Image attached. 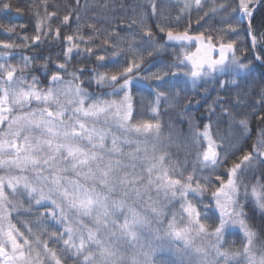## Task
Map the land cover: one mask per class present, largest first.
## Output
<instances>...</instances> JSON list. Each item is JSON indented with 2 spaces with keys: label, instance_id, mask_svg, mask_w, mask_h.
Here are the masks:
<instances>
[{
  "label": "snow or ice",
  "instance_id": "snow-or-ice-1",
  "mask_svg": "<svg viewBox=\"0 0 264 264\" xmlns=\"http://www.w3.org/2000/svg\"><path fill=\"white\" fill-rule=\"evenodd\" d=\"M235 2V10L250 19L255 0ZM76 3V11H79V0ZM194 4L200 7L201 0H194ZM11 7L7 2L0 4L3 9ZM191 7L192 3H185L184 10ZM217 7L223 8V5ZM231 7L229 3L224 11ZM16 10L23 11L19 7ZM42 11L43 16L39 11L34 13L36 24L31 36L17 34L13 39L9 34L16 33L17 27L8 24L5 26V39L0 40V170H3L0 174V264H264V247L257 251V233L249 226V217L245 213V205L248 204L258 209L264 218V169L255 183L241 180L248 170H252L255 179L252 166L264 156V134L255 146L257 150L244 152L240 149L242 154L233 160L228 171L220 172L218 169L230 159L228 149H221L216 138L219 134L214 136L212 125H206L194 139L206 141L201 145L204 150L197 160L210 171L201 177L196 175L197 169L185 175L175 166L169 167L166 160L168 152L160 139L159 117H155L156 123L130 122L133 81L139 78L163 81L171 68L178 67L166 66V70L139 76L145 59L163 47L155 42L153 29L147 21L140 19L143 44L138 46L129 43L122 48L121 40L124 38L106 29L103 43L111 41L114 47L111 52L101 54L94 51L90 43L97 35L94 28L87 37L79 31L62 36L60 25H68L72 17L65 14L53 28L52 17L57 13L49 12L46 3ZM151 12L157 17L159 32L165 33L168 41L181 42V47L185 46V41L203 43V33L193 37L187 30L175 32L179 19L175 25L165 23L155 3L151 5ZM76 19L79 21V16ZM234 19L223 21L228 29H222V35L217 37L220 41L219 59L205 61L196 54H184V60L191 62L188 74L194 80L215 72L231 73L234 76L226 83L239 89L240 84L235 77L250 74V65L236 55L238 51L243 53V48L237 49L234 39H223L229 31L236 32ZM248 31L251 32L250 26ZM49 36L57 41H66L65 62L58 63L55 71L49 72L50 84L44 89L36 76H32L29 83L22 74L35 58L26 57L22 65L17 66L11 62L10 56L15 48L31 46L29 40L39 47ZM258 38L264 42V34L252 36L253 47ZM207 39L212 40L213 37L208 36ZM82 46L83 52L94 56L101 62L99 67L105 69L103 73L96 71L95 83L100 88L112 89V92L102 96L89 94L81 87L82 70L79 75L70 73L72 80L63 78L68 74L67 61L74 52L80 55ZM255 59L264 64V52L256 55ZM44 68L47 70V64ZM18 70L19 76L16 75ZM253 87L260 89L256 93L260 102L258 105L253 103L252 107L258 108L255 115L264 123V84L250 82L243 89V94L238 93V100L245 101L249 88ZM113 96L120 99H112ZM164 96L165 91L157 93L156 105L152 109L154 113ZM33 101L36 102L35 108L31 106ZM69 104L72 106L70 110ZM24 108L28 110L22 111ZM69 111L71 114L66 115ZM221 111L227 112L226 119H234L231 107ZM108 115L118 116L116 123L125 130L122 142L119 136H111L110 147H106L109 133L90 123ZM239 123L245 131L248 130L246 119ZM130 133L145 139L137 140L130 137ZM122 144H134L135 147L125 152ZM125 159L140 162L144 172H136V163L126 164ZM128 168L133 171H127ZM69 173L76 178H70ZM152 189H155L157 197L163 194L166 198L175 199L179 194L181 219L186 223H178L173 214L165 226V212L159 201L153 199ZM208 192L211 199L205 202L203 197ZM142 202L147 204L143 213L136 207L143 206ZM211 208L220 212L215 219L205 211ZM149 211L154 215L149 216ZM13 213L17 215L13 217ZM21 216L26 219L21 220ZM82 217H89L92 227ZM154 222L159 226L153 227ZM51 224L59 227L52 228ZM209 224L212 225L211 230ZM237 225L243 230L246 240L239 252H232L224 238L229 229ZM261 231H264V222ZM194 236L213 239L211 250L214 254L211 258L205 247L193 243ZM164 251L172 253L174 259H159L158 253ZM237 256L243 259H237Z\"/></svg>",
  "mask_w": 264,
  "mask_h": 264
},
{
  "label": "trees",
  "instance_id": "trees-1",
  "mask_svg": "<svg viewBox=\"0 0 264 264\" xmlns=\"http://www.w3.org/2000/svg\"><path fill=\"white\" fill-rule=\"evenodd\" d=\"M4 2L11 4L12 7L10 9L0 8V40L5 39V26L8 24L17 27L16 33L9 34L13 39H15L17 34L31 36L34 33L36 24L34 13L39 11L40 15L43 16L42 9L46 3L49 12L55 11L57 13L55 17H52L53 28L58 25L59 20L65 14H69L72 17L68 25H60L62 36L79 31V33L87 37L93 32L94 28L97 35L90 43L93 44L94 51L101 54H104L105 51L111 52L114 47L111 41L103 43V33L106 29L108 32H115L124 38L121 40L122 48L127 47L129 43L136 46L143 44L140 19H145L147 24L153 29L155 42L163 47L162 50L154 52L151 57L145 59L139 76L146 77L151 73L166 70V66L178 65V67L171 68V71L165 76L163 81L145 78L133 81L130 90L132 104V120L130 122L156 123L155 117H159L160 139L168 152L166 160H168L169 167L175 166L179 171L184 172L185 175L191 173L193 169H197L196 175L201 177L210 171L209 168H204L197 160V156L204 150L201 145L206 144V141L203 138L200 141L194 139V136L203 132L204 127L209 124L212 125L211 131L214 136L216 133L219 134L216 137L217 143L220 144L221 149H228L230 157L225 166L219 168L218 171L227 172L232 166L233 160L242 154L240 149H243L244 152L257 150L255 146L261 139L262 134H264V123L256 117L255 113L258 108H253L252 104H259V96L256 93L260 89L258 87L249 88L248 98L245 101L238 100V93L243 94V89L248 87L252 81L256 85L264 84V66L260 65L254 57L249 41L247 24L242 21L241 13L235 10V0H201L200 7L195 6L194 0H79V11H76V0H0V4ZM152 3L157 5L158 14L162 13L160 18L165 23L175 25L177 19H179V26L174 28L175 32L187 30L191 35L203 33L206 38L212 36L213 39L211 41L215 46L220 44L217 37L222 35L221 30L228 29V25L224 24L223 21L235 18L233 23L236 25V32L232 33L229 31L228 34L223 35V39L226 41L234 39L236 48H243V53L238 51L236 55L250 65V74H241L235 77L240 84V88L237 89L235 85L226 83L233 78L234 74L231 73L215 72L194 80L188 74L190 68L185 63L184 54H191L195 50V46L167 45L165 43L166 35L159 32L157 17L152 15ZM185 3H192V7L187 11L184 10ZM229 3L232 4V7L225 12L224 8H227ZM256 3L257 0H255L253 6ZM221 4L223 8L217 7ZM33 5H35V8H33ZM17 7L23 9V11L18 12L16 10ZM77 16H79V21L76 19ZM247 19L253 35L259 37L260 34H264V0L252 14V17ZM110 23L111 27H109ZM21 25H27V27H20ZM28 43L31 46L15 48L11 53L10 60L14 65L20 66L24 58H35L30 62L29 67L24 69L22 74L28 78L29 83L31 82V77L36 76L44 89H46L50 84L49 72L55 71L58 63L65 62L64 48L66 47V41L63 39L57 41L49 36L39 47L32 45L31 40ZM262 44L264 42L258 38L255 45V52L258 55L264 52ZM121 55H123V52ZM182 60L184 61L183 63H181ZM100 63L95 60L94 56L86 55L82 46L80 55H76L74 52L71 59L67 61L68 74H64L63 78L72 80L70 73L76 72L79 75L82 70L81 80L83 82L81 87L89 94L102 96L104 93H110L112 89L107 87L100 88L95 83L96 71L101 73L105 71L104 68L99 67ZM45 64H47V70L44 68ZM16 75H21L19 70ZM159 91H165V96L160 98L158 111L154 113L152 109L156 105V96ZM111 98L120 99L115 96ZM31 106L35 108L36 102L33 101ZM67 107L70 110L72 106L69 104ZM227 107L232 109V116L234 117L232 120L225 118L227 116L226 111H221L222 108ZM27 110V108L22 109V111ZM70 114V111L66 112V115ZM242 119H246L248 122L247 131L239 123ZM116 120H118V116L108 115L106 118L101 116L98 120L90 122L95 127L102 128L109 133L106 147L111 146L112 135L119 136L121 142L123 141L125 130L119 127ZM128 135L141 141L145 139L144 136H139L136 133ZM220 137L223 139L221 140ZM122 147L127 152L129 148H134L135 145L122 144ZM221 155H223V152H221ZM124 162L126 164L136 163L137 166L134 170L136 172H144L140 162L126 159ZM252 167L255 170V179H253L252 170H248L245 176L241 177L244 183L249 181L255 183L256 180L260 179V171L264 169V162L261 157L256 160ZM127 171H133V169L128 168ZM0 174H3V170H0ZM25 174L34 175V173ZM68 175L70 178H76L72 173ZM151 195L154 200L159 201L160 207L165 212V226L173 214L176 215L178 223H186V221L181 219L179 194H177L175 199L166 198L163 194L157 197L155 189H152ZM210 199V192L205 193L203 200L208 202ZM145 201H147L146 197ZM142 205H137L136 207L137 211L143 213L147 210V204L142 202ZM25 207H27V204H25ZM200 207L203 208V205H200ZM205 211L213 219L220 215L219 210L216 208L205 209ZM245 213L249 217L247 221L249 226L257 233L256 248L259 251L261 247H264V231H261V224L264 222V218H262L258 209H253L248 204L245 205ZM16 215V213H13V217ZM148 215L152 216L154 214L149 211ZM183 215L186 216V213H183ZM24 219L26 217L21 216V220ZM82 219L89 227H92L89 217H82ZM13 222L15 223L16 221L14 220ZM17 226L19 227V224ZM50 226L52 228L59 227L55 224ZM158 226L155 222L153 223V227ZM211 227L212 225L209 224L210 230ZM146 235L147 233H145ZM199 237L193 243L197 246L205 247L211 258L214 254L211 250L213 239ZM44 238L47 239L46 236ZM224 239L228 250L232 252H239L246 240L243 230L238 225L231 227ZM49 245L52 246L51 241H49ZM61 246L57 245V247ZM158 258L170 261L174 259V256L172 253L164 251L158 253ZM237 259H243V257L237 256Z\"/></svg>",
  "mask_w": 264,
  "mask_h": 264
},
{
  "label": "water",
  "instance_id": "water-1",
  "mask_svg": "<svg viewBox=\"0 0 264 264\" xmlns=\"http://www.w3.org/2000/svg\"><path fill=\"white\" fill-rule=\"evenodd\" d=\"M261 2H262V0H257V3L253 6V13L259 8V6L261 5ZM241 19L243 22H245L247 24V28H249V26H250L249 21H248L247 17H244L242 15V13H241ZM248 34H249V41H250L251 49H252L254 57H255L257 55V53L255 52V47L252 46V36H253L252 28H251V32L248 31ZM189 35H191V34H189ZM191 36L195 37L198 35H191ZM165 43L169 46H181V42L168 41L166 36H165ZM183 44L185 46H195V50L189 55L196 54L200 59L205 60V61H207L209 59L216 60V59H214V56L220 55L219 46H215L213 44V42L211 40H208L206 37H205L203 43H201L200 41H197V40H192L191 42L185 41V42H183ZM197 49H199V52H197ZM229 54L230 53H226V55H229ZM257 62L260 65L264 66V64H261L259 61H257ZM185 63L191 69V67H192L191 62L185 60ZM206 66L207 65L205 64V67ZM195 79H198V78H195ZM261 159L264 162V156H261Z\"/></svg>",
  "mask_w": 264,
  "mask_h": 264
},
{
  "label": "rangeland",
  "instance_id": "rangeland-1",
  "mask_svg": "<svg viewBox=\"0 0 264 264\" xmlns=\"http://www.w3.org/2000/svg\"><path fill=\"white\" fill-rule=\"evenodd\" d=\"M198 238H200V237H199V236H194L193 242H194L195 240H197ZM199 243H201V242H199Z\"/></svg>",
  "mask_w": 264,
  "mask_h": 264
},
{
  "label": "flooded vegetation",
  "instance_id": "flooded-vegetation-1",
  "mask_svg": "<svg viewBox=\"0 0 264 264\" xmlns=\"http://www.w3.org/2000/svg\"><path fill=\"white\" fill-rule=\"evenodd\" d=\"M218 57H219L218 55L215 56V58H218Z\"/></svg>",
  "mask_w": 264,
  "mask_h": 264
}]
</instances>
